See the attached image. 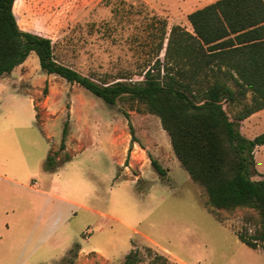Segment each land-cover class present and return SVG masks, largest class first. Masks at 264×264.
<instances>
[{"label":"rangeland","instance_id":"rangeland-1","mask_svg":"<svg viewBox=\"0 0 264 264\" xmlns=\"http://www.w3.org/2000/svg\"><path fill=\"white\" fill-rule=\"evenodd\" d=\"M211 1L15 0L13 11L22 30L51 38L56 60L112 82L141 79L162 58L171 26L190 31L187 14ZM25 60L0 76V196L38 194L16 180H36L41 187L52 181V193L76 202L46 196L49 217L56 205L63 206V215L53 231L50 221L39 264H119L131 248L139 251L138 264H264L262 248L247 246L235 232L253 230L255 214L245 208L207 210L202 188L179 163L158 116L126 99L107 104L82 86L42 71L33 51ZM8 76L24 100L17 106H12ZM24 90L34 98L36 119ZM3 117L8 119L1 124ZM65 123L68 146L60 149ZM261 124L264 117L255 130L248 123L239 130L251 138L264 132ZM50 148L58 158L54 169L45 170ZM254 159L252 178L259 179L264 144L255 147ZM72 178L76 186L69 183ZM156 253L166 261L152 262Z\"/></svg>","mask_w":264,"mask_h":264},{"label":"trees","instance_id":"trees-1","mask_svg":"<svg viewBox=\"0 0 264 264\" xmlns=\"http://www.w3.org/2000/svg\"><path fill=\"white\" fill-rule=\"evenodd\" d=\"M14 2L0 0V76L33 51L42 71L82 86L107 104L126 99L155 114L179 163L202 188L207 210H252L253 230L235 232L247 246L264 251V176L252 178L254 149L264 144V132L248 138L239 130L243 120L264 109V0H214L190 11L191 30L172 25L162 58L141 79L112 82L56 60L50 37L19 27ZM65 134L66 123L60 149ZM56 162V152L49 150L43 168L54 169ZM151 164L163 173L155 159ZM70 252L76 254L73 248ZM158 259L166 261L158 253L151 261ZM140 261L139 251L131 248L119 264Z\"/></svg>","mask_w":264,"mask_h":264},{"label":"crops","instance_id":"crops-1","mask_svg":"<svg viewBox=\"0 0 264 264\" xmlns=\"http://www.w3.org/2000/svg\"><path fill=\"white\" fill-rule=\"evenodd\" d=\"M25 62L26 60L19 65H23ZM5 80L8 84L14 86L11 83V77L8 76ZM1 81L2 79H0V82ZM17 91L19 90L15 86L10 90V97L12 99L11 102L14 104L12 106H17L16 104L24 102L23 99H18L19 95L16 93ZM20 92L24 93L28 97L27 99L31 113H33V117L36 119V109L33 96L26 90ZM263 117L264 109L243 120L240 126L243 127V123H248L250 124L249 130L253 131L255 130V127L259 126L260 120ZM7 119L8 118L5 117L1 118V124H4ZM261 125L264 126V124ZM7 134L12 135L15 141L19 140L14 132ZM115 144L118 145L116 142ZM65 146H68L67 143H65ZM49 150H51V148ZM49 182L50 184L42 185L43 187H41L40 185L35 186V184H37L36 180L32 183H27L26 181L20 182L16 180L15 183H17L20 188L28 189L38 194L32 196H24L21 194L13 197L0 196V261H6L9 264H27L29 261H33L34 263L32 264H39V260H41L39 257L45 251L42 249L43 244L47 242L50 233V221L52 223L51 228H53V231L58 228L59 218L63 215V206L56 205L52 208L51 218L49 217L50 210L46 203V196H53L64 203L76 204L74 200L62 194L52 193L49 189L52 181ZM70 182L72 185L76 186V178H72L69 183ZM8 211L11 212L10 217H7L9 216L7 213ZM80 251L94 252L101 255L99 250H84L80 247Z\"/></svg>","mask_w":264,"mask_h":264},{"label":"built area","instance_id":"built-area-1","mask_svg":"<svg viewBox=\"0 0 264 264\" xmlns=\"http://www.w3.org/2000/svg\"><path fill=\"white\" fill-rule=\"evenodd\" d=\"M88 233V232H87Z\"/></svg>","mask_w":264,"mask_h":264}]
</instances>
